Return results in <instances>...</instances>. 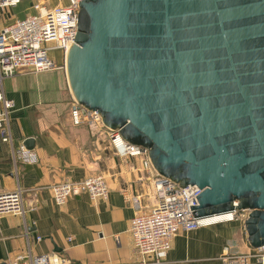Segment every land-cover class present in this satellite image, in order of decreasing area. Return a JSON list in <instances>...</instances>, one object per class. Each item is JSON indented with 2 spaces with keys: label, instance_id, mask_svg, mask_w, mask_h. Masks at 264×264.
Listing matches in <instances>:
<instances>
[{
  "label": "water",
  "instance_id": "95a60500",
  "mask_svg": "<svg viewBox=\"0 0 264 264\" xmlns=\"http://www.w3.org/2000/svg\"><path fill=\"white\" fill-rule=\"evenodd\" d=\"M74 41L75 101L198 186L192 215L246 210L248 244L264 245V0H82Z\"/></svg>",
  "mask_w": 264,
  "mask_h": 264
},
{
  "label": "crops",
  "instance_id": "0c3cea01",
  "mask_svg": "<svg viewBox=\"0 0 264 264\" xmlns=\"http://www.w3.org/2000/svg\"><path fill=\"white\" fill-rule=\"evenodd\" d=\"M37 2L50 8L67 0H20L0 10V29L35 13ZM52 71L19 72L3 81L5 95L14 103L12 143L17 146L27 137L33 138L31 150L37 161L14 164L10 145L0 141V192L19 187L26 210L24 218L0 215V262L11 264L17 254L30 252L49 253L54 264H142L128 228L131 217L153 203L146 196L152 174L141 168L139 159L116 156L109 141L96 136L87 125H73L69 114L62 115L64 87L59 77H48ZM93 173L105 177L106 199L92 201L80 193L62 206L54 203L51 185L64 179L79 181ZM133 196L139 200L138 210L131 202ZM245 234L244 225L235 220L181 231L163 264L215 260L219 261L215 264H226L223 256L228 251L251 248Z\"/></svg>",
  "mask_w": 264,
  "mask_h": 264
},
{
  "label": "built area",
  "instance_id": "2783aa9c",
  "mask_svg": "<svg viewBox=\"0 0 264 264\" xmlns=\"http://www.w3.org/2000/svg\"><path fill=\"white\" fill-rule=\"evenodd\" d=\"M82 0H67L47 8L42 3L34 4L35 13L16 19L0 29V141L11 147V159L14 164L34 163L36 153L22 143L13 145L10 131V113L13 100L6 97L3 81L17 73H40L56 69L66 70V55L75 42L77 32L78 4ZM20 0H0V10L15 6ZM52 50L61 51L60 63L49 56ZM72 96V95H71ZM69 115L73 125H87L99 137L109 141L114 154L118 157L139 159V165L151 172V186L146 194L153 199L148 210L137 211L129 221V234L133 248L141 256L142 264H163L172 246L174 237L181 231H192L226 221L228 217L194 216L190 206L199 205L196 196L201 189L196 185L183 188L171 179L159 175L151 166L146 149L127 142L119 130L103 124L96 110H87L73 97ZM51 194L56 205L62 206L71 196L86 193L92 201L108 197L109 187L102 173L87 175L79 181L64 179L51 185ZM131 202L140 209L137 197ZM25 205L23 192L19 187L12 191L0 192V215L11 213L24 218ZM235 216L236 212L232 211ZM27 225L25 224V227ZM37 240L41 237L37 236ZM226 264H264V245L250 248L244 252H230L223 256ZM11 264H54L51 255L20 253Z\"/></svg>",
  "mask_w": 264,
  "mask_h": 264
},
{
  "label": "rangeland",
  "instance_id": "374dc122",
  "mask_svg": "<svg viewBox=\"0 0 264 264\" xmlns=\"http://www.w3.org/2000/svg\"><path fill=\"white\" fill-rule=\"evenodd\" d=\"M66 3V2H65ZM49 56L54 59V61L58 64L60 63L61 60V51L60 50H52L49 53ZM47 76V75H45ZM48 77H53V79H57V77H59V80L61 82V84L63 85V98L62 100L65 103V106L63 107V110L61 111L62 115L63 114H69V110H70V105H71V100H72V94L68 88V84H67V79H66V74L64 73V71L62 69H58V71L53 70L52 72L49 73ZM103 138V137H102ZM248 212L246 210H240L236 212L235 215V221H237L240 225H244V219L247 217ZM245 230V229H244ZM246 235V234H245ZM219 261L215 260L213 262H208L209 264H215Z\"/></svg>",
  "mask_w": 264,
  "mask_h": 264
},
{
  "label": "bare ground",
  "instance_id": "6f19581e",
  "mask_svg": "<svg viewBox=\"0 0 264 264\" xmlns=\"http://www.w3.org/2000/svg\"><path fill=\"white\" fill-rule=\"evenodd\" d=\"M66 74V73H65ZM211 216V218H218V217H228L232 220L235 219V216L232 214V212L228 211V212H223V213H217V214H213V215H209Z\"/></svg>",
  "mask_w": 264,
  "mask_h": 264
}]
</instances>
